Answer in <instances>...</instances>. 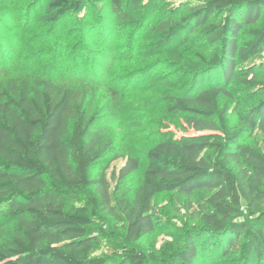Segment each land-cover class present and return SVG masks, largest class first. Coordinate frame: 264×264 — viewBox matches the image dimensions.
Wrapping results in <instances>:
<instances>
[{
  "label": "trees",
  "instance_id": "1",
  "mask_svg": "<svg viewBox=\"0 0 264 264\" xmlns=\"http://www.w3.org/2000/svg\"><path fill=\"white\" fill-rule=\"evenodd\" d=\"M89 2L44 5L54 24ZM142 2L108 0L113 23L133 29L128 50L142 27L154 35L143 56L160 58L157 81L166 110L183 130L199 134L161 133L145 151L140 179L130 185L128 176L140 169L136 156H127L110 178L108 167L91 173L113 147L106 122L115 113L106 114V104L96 107L87 90L63 83L56 65L44 74L0 77V264H218L240 242L245 259L238 264H264V61H256L264 52V0H193L152 21L145 10V19L138 18ZM34 5L40 7L38 0ZM111 23L106 17L84 28L108 43ZM195 34L209 46L208 55L205 48L191 50ZM88 47L83 43L90 53ZM101 62L83 56L69 71L91 81ZM234 86L249 91L246 100L234 96ZM107 93L109 101L119 94L113 88ZM249 99L236 123L227 125L229 102L241 106ZM254 131L261 146L241 141ZM161 192H176L189 206L196 193L206 198L197 209L200 224L186 233L184 245L157 256L135 244L155 230L151 202ZM77 194L83 203L67 201ZM102 213L125 224V244L98 255L91 228ZM202 232L217 236V243L201 242Z\"/></svg>",
  "mask_w": 264,
  "mask_h": 264
},
{
  "label": "rangeland",
  "instance_id": "2",
  "mask_svg": "<svg viewBox=\"0 0 264 264\" xmlns=\"http://www.w3.org/2000/svg\"><path fill=\"white\" fill-rule=\"evenodd\" d=\"M156 1H159L158 4H149L148 0H143L144 7L137 13L138 18L145 19V10V14H151L149 19L152 21L164 13L166 8L179 7L193 0ZM35 2L36 0H0V40L4 38L0 44V77L44 74L46 70L56 65L59 72H55V75L62 79L63 83L76 89L87 90V98L92 97L96 107L107 105L106 114L109 111L112 114L111 111H114V116L109 117L106 122L113 138V147L101 162L93 165L91 173L95 174L99 169L108 167L106 173L110 178V173L118 170L127 156H136L140 158V169L127 179L128 184L135 185L145 166V151L158 140L161 133L172 132L177 137L199 134L183 130L178 118L166 110V102L159 92L161 83L159 79L157 81V59L160 58L143 56L154 37L146 26L142 24L144 27L135 34L132 49L128 50V43L131 42L129 34L133 29L123 30L113 23L108 0H90L89 7L70 12L54 24L48 19L51 13L44 5V0H38L40 7L36 8ZM26 11H29L27 19ZM106 17L109 18V24L112 22L113 39L103 43L104 37L90 29L105 21ZM88 24L91 26L90 29L84 28ZM83 43L89 45L91 54L83 48ZM188 45L192 51H201L205 48V54L208 55L210 52L209 46L203 44L200 36L196 34ZM32 54L35 55L29 57ZM87 55L102 60L100 68L96 66L91 70L92 79L98 78L96 81L91 77H89L91 81L82 80V72L75 75L69 71L71 69L69 63L78 62ZM34 56L39 59L34 60ZM256 61H264V52ZM65 62L66 66H63ZM87 64L90 66L89 62ZM154 70L150 77H146L149 71ZM122 83L126 84L122 86ZM108 88H113L119 93L114 100H108L107 97L110 96L107 93ZM233 93L238 100H246L249 95V91L240 86H234ZM224 101L225 99L221 100ZM251 101L252 99H249L241 106L237 102H229L227 125H234L237 121V112L243 111ZM241 141L260 146L262 144L261 136L256 131L245 133ZM205 198V194L196 193L190 200L193 205L189 206V200L176 192L156 194L150 209L155 221V230L142 237L135 244L136 247L146 253L153 252L157 256L164 251H175L182 247L186 233L200 224L197 209ZM84 199V196L77 194L69 196L67 201L71 204H80ZM94 220L91 232L97 240V246L93 253L101 255L119 251L120 246L125 244V224L105 213ZM100 225L104 227L99 228ZM201 235H203L201 242L209 238L214 245L217 243V236L205 232ZM243 244L240 242L232 253L221 258L218 264L243 262L245 259Z\"/></svg>",
  "mask_w": 264,
  "mask_h": 264
}]
</instances>
